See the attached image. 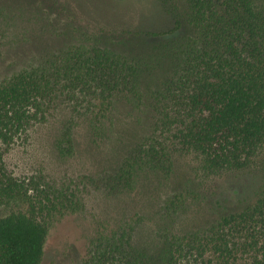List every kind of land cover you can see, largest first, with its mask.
I'll list each match as a JSON object with an SVG mask.
<instances>
[{
  "label": "trees",
  "instance_id": "16d2710c",
  "mask_svg": "<svg viewBox=\"0 0 264 264\" xmlns=\"http://www.w3.org/2000/svg\"><path fill=\"white\" fill-rule=\"evenodd\" d=\"M161 2L171 4L169 12L177 15L172 32L185 19L193 33L159 45L172 67L156 88L144 85L148 64L143 59L99 43L71 44L0 81V206H19L0 215V264H41L48 216L83 206L71 186L13 175L6 150L66 103L73 115L57 148L69 159L76 151L79 120L94 137L106 139L117 100L136 108L148 105L154 116L151 130L126 153L118 170L98 181L110 195L133 191L146 171L169 179L178 154L194 156L198 182L191 179L167 200L170 216L199 199L197 187L212 177H240L251 170L260 181L242 206L218 202L206 223L167 229L158 254L132 243L139 214L115 223L100 221L95 248L82 264H264V0ZM3 33L0 29V46Z\"/></svg>",
  "mask_w": 264,
  "mask_h": 264
},
{
  "label": "rangeland",
  "instance_id": "374dc122",
  "mask_svg": "<svg viewBox=\"0 0 264 264\" xmlns=\"http://www.w3.org/2000/svg\"><path fill=\"white\" fill-rule=\"evenodd\" d=\"M169 5L161 0L132 6L124 4V0H0V29L4 32L0 81L71 44L99 43L143 59L148 64L144 85L156 88L172 67L171 59L162 55L159 45L168 38L193 33L185 19L172 32L177 15L169 12ZM72 115L69 104H59L47 121L32 126L5 153L6 166L13 175L42 178L58 187L71 186L83 202L80 209L48 216L50 227L41 264H82L95 248L100 221L115 223L135 214L142 220L136 224L132 243L158 254L167 229L181 231L206 223L218 209V202L228 208L242 206L260 181V175L251 170L240 177L237 173L212 177L200 189L197 187L199 199L170 216L167 200L181 192L191 179L198 182L194 156L178 154L169 179L158 171H146L136 189L120 196L110 195L98 181L106 173L117 171L126 153L151 130L154 112L148 105L136 108L117 100L114 124L104 140L94 137L80 119L75 131V154L63 159L57 139ZM18 207L2 205L0 215Z\"/></svg>",
  "mask_w": 264,
  "mask_h": 264
}]
</instances>
